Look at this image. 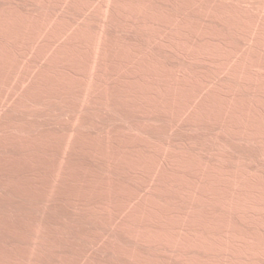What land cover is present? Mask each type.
Instances as JSON below:
<instances>
[{
  "label": "rangeland",
  "instance_id": "rangeland-1",
  "mask_svg": "<svg viewBox=\"0 0 264 264\" xmlns=\"http://www.w3.org/2000/svg\"><path fill=\"white\" fill-rule=\"evenodd\" d=\"M139 1L152 12L178 8L173 0ZM191 1L181 17L188 16L195 25V55L187 56L179 47L174 57L170 47L145 41L139 28L143 14L126 16L113 0H0V264L21 259L20 264H227L222 260L227 254L240 255L235 264H264V131H252L256 126L264 130V91L253 88L260 75L247 68L251 59L264 65V15L259 17L254 9L257 0ZM219 9H226L228 17L220 16ZM104 20V32L114 37L110 47L96 50L75 40L84 26L96 27L91 36L99 34ZM62 23L64 33L59 30ZM17 30L21 35L16 36ZM123 41L134 45V55L121 52ZM206 47L213 51L214 62L204 55ZM144 50L147 53L141 54ZM157 50L164 56L158 65L166 67L155 71L149 63ZM224 56L230 57L229 65L234 60L232 67L222 65ZM83 57L107 60L112 74L102 76L97 67L85 71L93 78L102 76L110 90H126L112 97L99 85L96 95L74 103L62 78L81 73ZM172 63L176 76H170ZM238 64L246 66L252 80L233 74ZM157 82L159 87L166 84L165 89L155 88ZM167 84L175 85V100ZM24 97L37 98L39 105L22 108ZM217 103L223 106L220 113ZM167 104H173L172 113ZM138 206L141 216L135 211ZM33 226L41 231L39 238ZM162 229L176 237V243L154 242ZM31 233H37L36 238ZM197 235L205 238L198 240ZM209 237L214 238L213 249L203 242Z\"/></svg>",
  "mask_w": 264,
  "mask_h": 264
},
{
  "label": "bare ground",
  "instance_id": "bare-ground-1",
  "mask_svg": "<svg viewBox=\"0 0 264 264\" xmlns=\"http://www.w3.org/2000/svg\"><path fill=\"white\" fill-rule=\"evenodd\" d=\"M2 1V0H1ZM114 2H115V6L117 5L118 6V8L120 9V10H122L123 12H124V14L127 16V15H137L136 13H138V14H143L142 15V19L141 20H143L142 21V23H141V25L139 24V28H140V30H141V33H143V38H145V41H147L148 43L149 42H158V43H160V44H162L163 46H168V47H170V49H171V54H173V56L174 57H176V51L178 50V48L180 47L181 49H182V52H185L186 53V55L188 54L189 56L191 55V56H194L195 54V49H194V46H192V37H193V28H194V26L195 25H193V23H192V20L191 19H188V16H186L185 15V17L184 16H182L181 17V14L185 11V9H187V8H189L190 7V5H191V0H173V2L176 4H178V8H176V5H174V7L175 8H173L172 10H170L169 12L168 11H166V10H162V9H159V10H153V12L152 11H149L148 9H144V8H142L143 6V4L139 1V0H113ZM143 1V0H142ZM145 1L146 0H144L143 2L145 3ZM157 1V0H156ZM224 1V0H223ZM243 1V0H242ZM33 2V1H32ZM46 2V1H45ZM236 2V1H235ZM50 3V2H49ZM67 3V2H66ZM82 3V2H81ZM85 3V2H84ZM58 4V3H57ZM146 4V3H145ZM256 5L254 6L255 8V11H256V13L258 14V15H260L259 17H262V15H264V0H257L256 1V3H255ZM12 5V4H11ZM81 5H83V3L81 4ZM80 5V6H81ZM85 6H87L86 4H84ZM167 5V4H166ZM206 5V4H205ZM244 5V4H243ZM248 5V4H247ZM107 6H108V4H107ZM106 6V4L104 5V7L106 8V10H108V7ZM114 6V8H116ZM142 6V7H141ZM173 6V5H172ZM253 6V5H252ZM78 7V6H77ZM88 7V6H87ZM248 7V6H247ZM59 8V7H58ZM104 8V9H105ZM153 8V7H152ZM160 8V7H159ZM61 9V8H60ZM75 9V8H74ZM156 9V8H155ZM216 9V8H215ZM32 10V9H31ZM180 10V11H179ZM250 10V9H249ZM42 11H44V10H42ZM63 11V10H62ZM166 11V12H165ZM187 11V10H186ZM216 11V10H215ZM255 11H253V12H255ZM251 12V11H250ZM60 13V12H59ZM92 13V12H91ZM107 13V12H106ZM219 14H220V16H222L221 14H225L224 16H227L228 17V13H227V11H226V9H219V12H218ZM72 14V13H71ZM244 14V13H243ZM246 14V13H245ZM34 15V14H33ZM76 15V14H75ZM87 15V14H86ZM102 15V14H101ZM182 15H184V13L182 14ZM233 15H235V14H233ZM60 16V15H59ZM97 16V15H96ZM239 16V15H238ZM254 16V15H253ZM31 17V16H30ZM84 17V16H83ZM103 17V16H102ZM101 16H100V18H102ZM133 17V16H132ZM138 17H139V15H138ZM231 15H230V18L229 19H231ZM51 18V17H50ZM99 18V19H100ZM192 18V17H191ZM48 19V18H47ZM63 19V18H62ZM90 19V18H89ZM179 19H181V23L179 24L180 25V27H181V29H179L178 30V27H179V25H176L177 24V22H178V20ZM227 19V18H226ZM232 19H237V18H232ZM259 19L260 18H258V21H259ZM262 19V18H261ZM264 19V18H263ZM55 20V19H54ZM69 20V19H68ZM101 20V19H100ZM228 20V19H227ZM235 20H233V21H235ZM83 21V20H82ZM103 21V20H102ZM225 21V20H224ZM232 21V20H231ZM237 21H238V19H237ZM261 21V20H260ZM9 22V21H8ZM55 22H56V20H55ZM112 22V21H111ZM180 22V21H179ZM57 23V22H56ZM66 23H69V22H66ZM65 23V24H66ZM231 23V22H230ZM237 23V22H236ZM12 24V23H11ZM63 24V23H62ZM65 24H63L62 25V29H59L61 32L64 30V25ZM98 24H99V22H98ZM102 24V23H101ZM101 24H99L100 25V27L98 28L99 29V34L98 33H96V35H94V36H91V35H93V30L96 28H93V30H90V28L88 29V30H90V33H92V34H88V30L86 29L88 26H82L83 28H82V30L80 31V33H79V36L78 37H76V39L75 40H77V38H78V43H82V44H87L88 43V46H92V48L94 47L93 45H95V49L97 50V49H99V46H102V50H105L106 49V47L108 48V47H110L109 46V44L111 43V42H113L114 43V40L112 41V39L111 38H113L114 39V37H111L110 35V33L111 32H109V33H106V32H104V30L106 29V27H105V24L108 26V24H107V22H105V20H104V22H103V24L101 25ZM232 24V23H231ZM237 24H239V23H237ZM243 24V23H242ZM86 25V24H85ZM234 25V24H233ZM258 25V24H257ZM155 27L154 29H151L150 27ZM238 26V25H237ZM262 25H260V27H261ZM59 27H60V25H59ZM144 27V28H143ZM232 27V26H231ZM263 27H264V23H263ZM68 28V27H67ZM105 28V29H104ZM109 28V27H108ZM137 28V27H136ZM162 28H164V31H163V33H162ZM234 28V27H233ZM92 29V28H91ZM97 29V30H98ZM104 29V30H103ZM9 30V29H8ZM87 30V31H86ZM46 31V30H45ZM59 31V32H60ZM65 31V30H64ZM64 31H63V33H64ZM77 31V30H76ZM92 31V32H91ZM95 31V30H94ZM118 31V30H117ZM13 32V31H12ZM35 32H36V30H35ZM60 32V33H61ZM96 32H98V31H96ZM180 32H181V34H180ZM212 32V31H211ZM15 33H16V36H17V34H19V30H17V32L15 31ZM14 33V34H15ZM69 33V32H68ZM264 33V32H263ZM34 35H35V33H33ZM19 35H21V34H19ZM30 35V34H29ZM200 35V34H199ZM259 35H261V34H259ZM14 37V36H13ZM59 37V36H58ZM52 38V37H51ZM55 38V37H54ZM75 38V37H74ZM128 38V37H127ZM131 38V37H130ZM249 38V37H248ZM264 38V37H263ZM40 39V38H39ZM62 39H63V37H62ZM121 39V38H120ZM122 39H124L125 41H127L128 42V40H126L125 38H122ZM121 39V40H122ZM225 39H227V38H225ZM262 39V38H261ZM260 39V40H261ZM144 40V39H143ZM210 40H212V39H210ZM228 40V39H227ZM253 40V39H252ZM71 41V40H70ZM116 41V40H115ZM125 41H123L122 43H124L123 44V50L121 51V52H123L124 51V53H125V51L127 52V50H130V52L131 51H133L132 50V46H134V45H130V42L129 43H127V42H125ZM237 41H239V39L237 40ZM39 42V41H38ZM227 42V41H226ZM250 42V41H249ZM261 42H263V41H261ZM121 43V42H120ZM8 44V43H7ZM37 44V43H36ZM52 44V43H51ZM58 44V43H57ZM234 44V43H233ZM43 45V44H42ZM63 45V44H62ZM66 45V44H65ZM116 45H117V42H116ZM119 45H121V44H119ZM238 45V44H237ZM259 45H260V42H259ZM98 46V47H97ZM112 46H113V44H112ZM225 46V45H224ZM257 46V45H256ZM37 47V46H36ZM55 47V46H54ZM81 47V46H80ZM87 47V46H86ZM122 47V46H121ZM121 47H119L118 46V48L120 49ZM141 47V46H140ZM209 47V46H208ZM87 48H89V47H87ZM93 48V49H94ZM134 48V47H133ZM136 48H137V46H136ZM149 48V47H148ZM164 49H165V47H163ZM196 48V47H195ZM202 48V47H201ZM207 48V47H206ZM245 48V47H244ZM34 49V48H33ZM139 49V48H138ZM137 49V50H138ZM142 49V48H141ZM200 49V48H199ZM214 49V48H213ZM96 50H94L95 52H96ZM118 50V49H117ZM163 50V49H162ZM202 50V49H201ZM204 50V49H203ZM234 50V49H233ZM120 51V50H119ZM136 51V50H135ZM140 51V50H139ZM154 51V50H153ZM168 51H169V49H168ZM181 51V50H180ZM242 51H243V49H242ZM42 52V51H41ZM116 52V51H115ZM129 52V51H128ZM128 52L126 53L127 55H128ZM165 52V51H164ZM206 53L204 54V55H210L211 56V59H210V61H212V62H214V59H213V54H212V50H210L209 48H207L206 49V51H205ZM238 52V51H237ZM1 53V52H0ZM3 53H4V51H3ZM90 53V52H89ZM94 53V52H93ZM102 53H103V51H102ZM135 53V52H134ZM139 53V52H138ZM138 53H137V55H135V57L137 56V58L139 57L138 56ZM141 54H143V53H147V52H145V50L144 51H141L140 52ZM203 53H204V51H203ZM203 53H201V54H203ZM215 53V52H214ZM222 53V52H221ZM246 53V52H245ZM71 54H73V53H71ZM104 54L105 53H103V57H104ZM108 54V53H107ZM123 54V53H122ZM121 54V55H122ZM131 54H133L132 52H131ZM151 54V53H150ZM150 54H147V55H150ZM166 54H169V53H166ZM217 54V53H216ZM4 55V54H3ZM12 55V54H11ZM31 55V54H30ZM63 55V54H62ZM66 55V54H65ZM81 56L83 55V54H80ZM88 55V54H87ZM119 55V54H118ZM130 55V54H129ZM134 55V54H133ZM152 55V54H151ZM187 55V56H188ZM5 56V55H4ZM64 56V55H63ZM71 56V55H70ZM88 56H90V55H88ZM145 56V55H144ZM161 56H163V53L162 52H160V50H157V51H155V53L153 54V59H151V62L149 63L150 64V66L151 67H153V70H155V71H157L158 69H160V67L161 66H163V65H158V63H159V58H163V57H161ZM172 56V57H173ZM186 56V57H187ZM202 56V55H201ZM206 56V57H207ZM209 56V57H210ZM228 56H230V55H228ZM227 56V57H228ZM238 56H239V54H238ZM252 56V55H251ZM259 56V55H258ZM44 57V56H43ZM66 57V56H65ZM119 57H120V55H119ZM122 57V56H121ZM134 57V56H133ZM150 57V56H149ZM168 57V56H167ZM171 57V56H170ZM237 57V56H236ZM62 58V57H61ZM79 58H80V56H79ZM82 58V57H81ZM94 58V57H93ZM117 58V57H116ZM208 58V57H207ZM232 58H233V56H232ZM27 59V58H26ZM67 59V58H66ZM83 59H84V61H83V63H82V66H83V70H82V72L81 73H79V74H75L74 76V78H72L71 76H68L69 78H66V79H64L63 80V78H62V82H61V78H59V80H57L58 81V84H60V83H62L64 86H66V93L67 94H70V96H72V98H74V100H75V102L74 103H76V102H79V103H77V104H80V102H83V101H85V99H86V97L87 96H94V94H95V90L99 87V85L100 86H102L103 87V89L105 90L104 92L106 93V95L109 93V94H111V95H113L112 97H116V96H119L120 95V93H121V91L120 90H116V91H114V89L112 90H110V88H109V85H107L108 83L105 81V79H103V77L102 76H104V75H108V74H112V73H110V71H112L111 69L113 68V66L112 65H109L108 64V62H106L105 60H103V61H101L100 59H98V60H100V61H98L97 59H92V58H85V57H83ZM114 59V58H113ZM150 59V58H149ZM174 59V58H173ZM234 59V58H233ZM236 59V58H235ZM244 59V58H243ZM255 59V58H254ZM63 60V59H62ZM97 60V61H96ZM118 59H116V61H117ZM143 60H145L144 58H143ZM143 60H141V61H143ZM178 60V59H177ZM230 60V57L227 59L225 56H224V58H223V60H222V65H226V64H228L229 65V61ZM245 60V59H244ZM24 61V60H23ZM56 61V60H55ZM78 61V60H77ZM121 59H119V61L118 62H120L121 63ZM150 61V60H149ZM173 61V60H172ZM234 61V60H233ZM233 61H231L232 63H233ZM238 61V60H237ZM242 61V60H241ZM252 59L249 61V65L247 66V68H249V70H253L254 68V70H257L256 72H258V75H260L258 78H256V83L252 86L253 88H255V86H256V88L255 89H258V90H260V92L261 91H264V65H262V64H260L259 62H253L252 63ZM67 62H68V60H67ZM118 62H116V63H118ZM127 62V61H126ZM221 62V61H220ZM219 62V63H220ZM251 62V63H250ZM261 62V61H260ZM4 63V62H3ZM18 63V62H17ZM42 63V62H41ZM78 63V62H77ZM171 63V62H170ZM190 63V62H189ZM231 63V64H232ZM236 63V62H235ZM263 63V62H262ZM36 64V63H35ZM122 64H124V62L122 63ZM121 64V65H122ZM143 65H144V62L142 63ZM147 64V63H146ZM148 64V65H149ZM230 64V65H231ZM251 64H253V65H251ZM264 64V63H263ZM22 65V64H21ZM32 65V64H31ZM72 65V64H71ZM75 65V64H74ZM77 65V64H76ZM80 65V64H79ZM78 65V66H79ZM172 66H170V67H168V68H170V76H176V75H178L177 74V67H176V64H174V63H172L171 64ZM178 65V64H177ZM221 65V64H220ZM222 65H221V68L223 69V67H222ZM229 65V66H230ZM40 66V65H39ZM111 66H112V68H111ZM144 66H146V65H144ZM229 66H228V68H229ZM245 66V65H244ZM74 67V66H73ZM77 67V66H76ZM92 68V70L95 68V67H97L98 68V73L99 74H102V76H99V77H96V78H93L94 76H91V75H89V73L87 72V71H85V69H87V68ZM116 67V66H115ZM164 67H166L165 65L163 66V68ZM186 68H187V66H185ZM230 67H232V65L230 66ZM246 67V66H245ZM243 68L242 66H241V64H240V66H239V64L236 66V67H234L235 69H234V71H233V74L239 79L240 78V76L242 75V76H244V78L246 79V77H249L250 76V71L248 70V69H246V68ZM7 68V67H6ZM57 68V67H56ZM71 68V67H70ZM167 68V69H168ZM225 68H227V67H225ZM96 69V68H95ZM162 69V68H161ZM189 69V67L186 69V70H188ZM114 70V69H113ZM163 70V69H162ZM199 70V69H198ZM229 70V69H228ZM231 70H232V68H231ZM5 71V70H4ZM78 71V70H77ZM154 71V72H155ZM160 71V70H159ZM165 71H167V70H165L164 69V72ZM184 71V70H183ZM225 71H227V69L225 70ZM248 71V73H246ZM69 72V71H68ZM112 72H114V71H112ZM145 72V71H144ZM168 72V71H167ZM185 72V71H184ZM188 72V71H187ZM229 72V71H228ZM252 72V71H251ZM254 72V71H253ZM127 73V72H126ZM169 73V72H168ZM167 73V74H168ZM212 73V72H211ZM52 74H53V72H52ZM91 74V73H90ZM159 74V73H158ZM214 74H215V72H214ZM57 75V74H56ZM70 75V74H69ZM153 75V74H152ZM151 75V76H152ZM157 75V74H156ZM160 75V74H159ZM222 75V74H221ZM60 76V75H59ZM63 76H65V75H63ZM150 76V77H151ZM183 76V75H182ZM210 76V75H209ZM212 77H213V75H211ZM56 77V76H55ZM62 77V76H61ZM77 77V82H75L76 80H75V78ZM233 77V76H232ZM57 78V77H56ZM105 78V77H104ZM153 78V77H152ZM170 78V77H169ZM173 78V77H172ZM207 78V77H206ZM210 78V77H209ZM242 78V77H241ZM250 78V77H249ZM249 78H248V80H249ZM263 78V79H262ZM25 79V78H24ZM23 79V80H24ZM251 80H252V78H250ZM55 81H56V79H54ZM75 80V81H74ZM168 80V79H167ZM196 80V79H195ZM203 80H205V78H203V79H201V81H203ZM243 80V79H242ZM38 81V80H37ZM170 81H171V79H170ZM169 81V82H170ZM201 81H199V82H201ZM211 81V80H210ZM232 81V80H231ZM240 81V80H239ZM3 82V81H2ZM146 82V81H145ZM155 82V81H154ZM168 82V83H169ZM172 82H173V80H172ZM171 82V83H172ZM187 82V81H186ZM189 82H190V80H189ZM204 82H209V79L208 80H206V81H204ZM212 82V81H211ZM211 82H210V84H211ZM4 83V82H3ZM5 83H8V82H6L5 81ZM4 83V84H5ZM137 83V82H136ZM152 83H153V81H152ZM156 83V82H155ZM51 84V83H50ZM57 84V83H56ZM143 84H144V82H143ZM146 85H147V83H145ZM159 83L157 82V84H154L155 86V88H158V90H159V88L160 89H165V86L164 85H166V84H163V85H160V87H159V85H158ZM173 84V83H172ZM188 84V83H187ZM191 84H192V82H191ZM200 84V83H199ZM198 84V85H199ZM205 84V83H204ZM241 84V83H240ZM3 85V84H2ZM61 85V84H60ZM201 85H202V82H201ZM201 85H199L200 87H201ZM223 85V84H222ZM249 85V84H248ZM13 86V85H12ZM175 86V85H174ZM174 86H172V85H169V84H167V86H166V91H168V92H171V97L175 100L176 99V97H177V94H176V90H175V87ZM189 86H190V84H189ZM3 87H5V86H3ZM151 87H152V85H151ZM191 87V86H190ZM199 87V88H200ZM240 87V86H239ZM248 87V86H247ZM7 88V87H6ZM126 88V87H125ZM189 88V87H188ZM196 88V87H195ZM198 88V87H197ZM65 89V88H64ZM151 89V88H150ZM177 89V88H176ZM219 89V88H218ZM241 89V88H240ZM243 89V88H242ZM74 90H75V92H74ZM124 90H126V89H124ZM124 90L122 91V92H124ZM26 91V90H25ZM84 91V92H83ZM180 91V90H179ZM161 92V91H160ZM211 92V91H210ZM249 91L248 90H246V92H245V94L246 93H248ZM62 93H64V91L62 92ZM126 93V92H125ZM164 93V92H163ZM262 93H264V92H262ZM17 94V93H16ZM167 94V93H166ZM249 94V93H248ZM247 94V95H248ZM1 95V94H0ZM96 95V94H95ZM101 95V94H100ZM99 95V96H100ZM147 95V93L146 94H143L142 96L143 97H145ZM215 95V94H214ZM233 95V94H232ZM240 95V94H239ZM2 96V95H1ZM15 96V95H14ZM249 96V95H248ZM96 97V96H95ZM101 97V96H100ZM102 97H104L103 95H102ZM152 97V96H151ZM182 97V96H181ZM232 97V96H231ZM1 98V97H0ZM2 98H4V97H2ZM2 98H1V100H2ZM25 98V97H24ZM96 98H98V97H96ZM166 98V97H165ZM189 98V97H188ZM264 98V97H263ZM37 99V98H36ZM34 97H30V98H25L24 99V101H22V103H20L21 104V107L22 108H24L25 107V104H28V103H31V105L32 104H38V100H36ZM98 99H100V98H98ZM173 99H171V102H172V100ZM230 99V98H229ZM169 100V99H168ZM174 100H173V102H174ZM188 100H190V99H188ZM238 100V99H237ZM13 101V100H12ZM38 101V102H37ZM61 101V100H60ZM86 101H87V99H86ZM98 101H100V100H98ZM104 101H105V99H104ZM103 101V98H101V101H100V105L101 106H105L106 105V103L107 102H104ZM109 101V100H108ZM170 101V100H169ZM230 101V100H229ZM2 102V101H1ZM20 102V101H19ZM196 102V101H195ZM137 103V102H136ZM2 104V103H1ZM82 104V103H81ZM120 104V103H119ZM161 104H162V102H161ZM217 104H219V103H217ZM39 105V104H38ZM186 105V104H185ZM228 105V104H227ZM24 106V107H23ZM28 106H29V104H28ZM79 106V105H78ZM156 106V105H155ZM173 106V104L172 105H170V104H167V106H166V110H168L169 112L171 111V113L173 112V110H174V108L172 107ZM220 106V107H219ZM255 106V105H254ZM218 107H219V109H218V111H217V113L219 112L220 113V111H222L223 110V106H221L220 104L218 105ZM44 108V107H43ZM75 108V107H74ZM164 108V107H163ZM60 109H61V107H60ZM77 109V108H76ZM17 110V109H16ZM70 110V109H69ZM108 110V109H107ZM149 110V109H148ZM210 111V110H209ZM72 112V111H71ZM78 113V112H77ZM116 113V112H115ZM197 113V112H196ZM223 113V112H222ZM226 113V112H225ZM15 114V113H14ZM27 114V113H26ZM111 114V113H110ZM21 115V114H20ZM89 115V114H88ZM39 116V115H38ZM64 116V115H63ZM95 117V116H94ZM66 118V117H65ZM78 118V117H77ZM76 118V120L75 121H77L78 119ZM103 118V117H102ZM151 119V118H150ZM101 120V119H100ZM115 120V119H114ZM252 120V119H251ZM96 121V120H95ZM124 121V120H123ZM239 121V120H238ZM9 122H10V120H9ZM14 122V121H13ZM78 122V121H77ZM145 122V121H144ZM41 123V122H40ZM59 123V122H58ZM111 123V122H110ZM116 123V122H115ZM180 123V122H179ZM9 124V123H8ZM7 124V127H12L13 129L15 128L16 130H17V127H15V125H13L12 123H10L9 125ZM15 124V123H14ZM26 124V123H25ZM189 124V123H188ZM260 123H258V125H259ZM262 124V123H261ZM34 125V124H33ZM52 125V124H51ZM245 125V124H244ZM257 125V124H256ZM248 126V125H247ZM26 127V126H25ZM137 127V126H136ZM187 127V126H186ZM249 127V126H248ZM255 127V126H254ZM253 127V128H254ZM256 127H258L257 129H254V130H252L253 132H255L254 134L255 135H262L263 134V128L262 129H259V127L260 126H256ZM264 127V126H263ZM127 128V127H126ZM131 128V127H130ZM129 129V128H128ZM186 129V128H185ZM240 129V128H239ZM252 129V128H251ZM73 130V129H72ZM72 130H70V132L69 133H71V131ZM224 130V129H223ZM196 131V130H195ZM221 131V130H220ZM251 131V132H252ZM90 132V131H89ZM134 132V131H133ZM167 132V131H166ZM107 133V132H106ZM132 133V132H131ZM138 133V132H137ZM247 133V132H246ZM126 134V133H125ZM146 134V133H145ZM99 136V135H98ZM114 137V136H113ZM250 137V136H249ZM264 137V136H263ZM115 138V137H114ZM241 138V137H240ZM251 138V137H250ZM69 139V138H68ZM31 140V139H30ZM161 140V139H160ZM167 140V139H166ZM83 141V140H82ZM158 141V140H157ZM201 141V140H200ZM225 141V140H224ZM237 141V140H236ZM71 142V141H70ZM108 142V141H107ZM213 142V141H212ZM230 142V141H229ZM38 143V142H37ZM67 143V142H66ZM65 143V144H66ZM146 143V142H145ZM153 143V142H152ZM242 143V142H241ZM131 144V143H130ZM222 144V143H221ZM82 145V144H81ZM254 145V144H253ZM57 146V145H56ZM261 146V145H260ZM158 147V146H157ZM247 148V147H246ZM161 149V148H160ZM165 150H166V148H165ZM244 150V149H243ZM261 150V149H260ZM49 151V150H48ZM155 152V151H154ZM260 152V151H259ZM106 153H108V151H106ZM110 153V152H109ZM137 154L136 155H139L138 154V151L136 152ZM142 153V152H141ZM152 153V152H151ZM156 153V152H155ZM158 153V152H157ZM224 153V152H223ZM237 153H239V152H237ZM12 154V153H11ZM111 154V153H110ZM115 155V154H114ZM154 155V154H153ZM224 155V154H223ZM64 156V155H63ZM62 156V157H63ZM140 156V155H139ZM170 156V155H169ZM48 157V156H47ZM60 157V156H59ZM128 157V156H127ZM138 157V156H137ZM142 157V156H141ZM156 157V156H155ZM157 157H159V155L157 156ZM245 157V156H244ZM264 157V156H263ZM88 158V157H87ZM136 158V157H135ZM148 158V157H147ZM214 158V157H213ZM170 159V158H169ZM186 159V158H185ZM208 159V158H207ZM210 159V158H209ZM31 160V159H30ZM63 160V159H62ZM137 160V159H136ZM118 161V160H117ZM201 161V160H200ZM57 162V161H56ZM195 162V161H194ZM203 162V161H202ZM218 163H220V162H218ZM222 163V162H221ZM229 163V162H228ZM237 164H238V162H237ZM60 162H58V165H57V168L58 169H60ZM140 165V164H139ZM142 165H144V164H142ZM137 166V168H139V166L138 165H136ZM135 166V167H136ZM226 166V165H225ZM52 167V166H51ZM134 167V168H135ZM206 167V166H205ZM258 167V166H257ZM161 168V167H160ZM217 168V167H216ZM142 170V169H141ZM149 170V169H148ZM151 170V169H150ZM205 170V169H204ZM158 171V170H157ZM213 171H215V170H213ZM236 171V170H235ZM176 173V172H175ZM222 173V172H221ZM71 174V173H70ZM217 174V173H216ZM259 174V173H258ZM107 175V174H106ZM221 175V174H220ZM232 175V174H231ZM231 175H230V177H231ZM127 176V175H126ZM214 176H216V175H214ZM233 177H235V176H233ZM237 177V176H236ZM225 178V177H224ZM227 178V177H226ZM36 179V178H35ZM182 179V178H181ZM214 179V178H213ZM113 181V180H112ZM128 181V180H127ZM57 182V181H56ZM152 182V181H151ZM108 184V183H107ZM142 184V183H141ZM205 184V183H204ZM51 185H52V183H51ZM109 187L111 186V185H108ZM150 186V185H149ZM163 186V185H162ZM209 186V185H208ZM232 186V185H231ZM254 186V185H253ZM50 187V186H49ZM108 187V188H109ZM135 187V186H134ZM211 188V187H210ZM133 189V188H132ZM153 189V188H152ZM202 189V188H201ZM211 189H213V188H211ZM255 189V188H254ZM135 191V190H134ZM209 191V190H208ZM144 192V191H143ZM210 192V191H209ZM236 192V191H235ZM119 193V192H118ZM130 193H132V192H130ZM211 193V192H210ZM214 193V192H213ZM213 193H212V195H213ZM216 193V192H215ZM244 193V192H243ZM226 194V193H225ZM131 195V194H130ZM130 195H128V196H130ZM215 195V194H214ZM217 195L219 196V193L217 192ZM217 195L215 196V197H217ZM222 193H221V197H222ZM127 196V195H126ZM197 196V195H196ZM262 196V195H261ZM50 197V196H49ZM8 198V197H7ZM154 198V197H153ZM203 198V197H202ZM223 199H225V197L223 196L222 197ZM245 198V197H244ZM259 198V197H258ZM33 199V198H32ZM123 199V198H122ZM125 199L126 200H130V199H127L126 197H125ZM209 199V198H208ZM214 199H216V198H214ZM223 199H221V200H223ZM246 199V198H245ZM25 200V199H24ZM220 199H219V201H221ZM231 200V199H230ZM168 201V200H167ZM217 201V200H216ZM218 201V202H219ZM226 201V200H225ZM227 201H229V200H227ZM232 201V200H231ZM127 202V201H126ZM217 202V203H218ZM222 202V201H221ZM220 202V203H221ZM224 202V201H223ZM232 202H234V201H232ZM237 202V201H236ZM239 202V201H238ZM225 203V202H224ZM229 203H231V202H229ZM235 203V202H234ZM126 204V203H125ZM228 204V203H227ZM252 204V203H251ZM23 205V204H22ZM107 205V207H108V209H112V206H111V204H105V206ZM137 205V204H136ZM229 205V204H228ZM231 205V204H230ZM237 205V204H236ZM46 206V205H45ZM95 206V205H94ZM196 206V205H195ZM246 206V205H245ZM253 206H255V204L253 205ZM263 206V205H262ZM4 207V206H3ZM106 207V208H107ZM139 207V206H138ZM137 207V209L135 210L137 213H139V212H142V210H141V207H139L138 208ZM182 207V206H181ZM213 207V206H212ZM228 207V206H227ZM234 207V206H233ZM31 209V208H30ZM34 209V208H33ZM41 209V208H40ZM93 209V208H92ZM199 209V208H198ZM50 210V209H49ZM146 210V209H145ZM208 210V209H207ZM263 210V209H262ZM108 211V210H107ZM111 211V210H110ZM133 211H134V209H133ZM188 211H190V210H188ZM1 212V211H0ZM135 212V213H136ZM193 212V211H192ZM205 212V211H204ZM225 212V211H224ZM229 212V211H228ZM231 212V211H230ZM20 213V212H19ZM112 213L113 212H111V215H110V217L108 218L109 220H111V216H112ZM134 213V214H135ZM38 214V213H37ZM43 214V213H42ZM101 214V213H100ZM141 213H139V215L138 216H141L140 215ZM166 214V213H165ZM251 214V213H250ZM78 215V214H77ZM196 215V214H195ZM221 215V214H220ZM118 216V215H117ZM173 217V216H172ZM196 217V216H195ZM186 219V218H185ZM184 219V220H185ZM233 219V218H232ZM12 220H13V218H12ZM41 220V219H40ZM139 220H140V218H139ZM39 222V221H38ZM44 222V221H43ZM98 222V221H97ZM35 223V222H34ZM95 223V222H94ZM38 223H36V225H37ZM149 224V223H148ZM163 224V223H162ZM230 224V223H229ZM35 225V224H34ZM35 225V226H36ZM39 225H41V223L39 222ZM237 225V224H236ZM35 226H33L34 227V229H35ZM43 226V225H42ZM41 226V227H42ZM216 226V225H215ZM37 227H39V226H36V228ZM142 228V227H141ZM229 228V227H228ZM38 229H40L41 230V228H38ZM45 229V228H44ZM53 229V228H52ZM111 229V228H110ZM209 228H207V230H208ZM218 229V228H217ZM36 231H37V229H35ZM146 230V229H145ZM149 230V229H148ZM220 230V229H219ZM212 230L210 229V232H211ZM217 230H215V232H216ZM229 231V230H228ZM39 231H37V233H38ZM41 232V231H40ZM39 232V233H40ZM79 232V231H78ZM157 232V231H156ZM208 232V231H207ZM219 232H221V231H219ZM218 232V233H219ZM231 232V231H230ZM237 232V231H236ZM235 232V233H236ZM34 233V232H33ZM36 233V234H37ZM39 233L36 235L37 236V238H39L38 237V235H39ZM72 233V232H71ZM155 233V232H154ZM225 233V232H224ZM232 233V232H231ZM32 234V233H31ZM31 234H29V235H31ZM32 235H34V234H32ZM31 235V236H32ZM34 235V236H35ZM40 235H43V234H40ZM153 235V234H152ZM187 235V234H186ZM208 235V234H207ZM229 235V234H228ZM233 235V234H232ZM238 235V234H237ZM243 235V234H242ZM242 235H239V237L240 236H242ZM36 236H35V238H36ZM44 236H48V235H44ZM225 236V235H224ZM233 236H235V235H233ZM244 236V235H243ZM30 237V236H29ZM138 237V236H137ZM181 237V236H180ZM203 238L204 236H202V235H197L196 236V238ZM219 237V236H218ZM217 237V238H218ZM223 237V236H222ZM226 237H227V235H226ZM232 237V236H231ZM239 237H237V238H239ZM31 238V237H30ZM33 238V237H32ZM34 238V239H35ZM41 238V237H40ZM155 239H153V241L154 242H159V243H164V242H166V244L168 245V243L169 242H171V243H176V240H177V238L175 237H171V236H168L167 234H166V231H164L163 229L162 230H160L159 232H157L156 233V235H155V237H154ZM183 238V237H182ZM190 238V237H189ZM197 238V239H198ZM205 238V237H204ZM217 238H215V239H217ZM224 238V237H223ZM233 238H235V237H233ZM242 238V237H241ZM33 239V240H34ZM47 239V238H46ZM94 239V238H93ZM102 239V238H101ZM180 239V238H179ZM220 239H221V237H220ZM229 239V238H228ZM231 239V238H230ZM245 239V238H244ZM37 239H35L34 241H36ZM48 240V239H47ZM61 240V239H60ZM182 240H184V239H182ZM181 239H180V241H182ZM190 240V239H189ZM192 240V239H191ZM190 240V241H191ZM195 240V239H194ZM198 240H200V239H198ZM204 240V239H203ZM207 240V239H206ZM206 240L205 241H203L204 242V244L205 245H207L208 247H209V249H213V247L215 248V244L213 243V241H214V238L213 237H209L208 238V240H207V242H206ZM222 240V239H221ZM233 240V239H232ZM231 240V241H232ZM237 240V239H236ZM243 240V239H242ZM38 241V240H37ZM245 241V240H244ZM2 242V241H1ZM44 242V241H43ZM183 242V241H182ZM187 242H188V240H187ZM195 242H196V240H195ZM248 242V241H247ZM45 243V242H44ZM49 243H50V241H49ZM219 243V242H218ZM246 243V242H245ZM32 244V243H31ZM35 244H38V242H36ZM35 244H33V246L35 245ZM43 244V243H42ZM46 244V243H45ZM48 244V243H47ZM181 244V243H180ZM188 244V243H187ZM231 244V243H230ZM234 244H236L237 245V242L236 243H234ZM233 244V245H234ZM239 245H241V243H238ZM250 244V243H249ZM30 245V244H29ZM48 245H50V244H48ZM161 245V244H160ZM164 245V244H163ZM171 245H173V244H171ZM218 245V244H217ZM225 245H226V243H225ZM247 245V244H246ZM253 245V244H252ZM31 246V245H30ZM33 246H31V247H33ZM35 246H38V245H35ZM114 246V245H113ZM169 246V245H168ZM174 246V245H173ZM206 246V247H207ZM220 246V245H219ZM227 246H228V244H227ZM231 246V245H230ZM238 246V245H237ZM43 247H45V245L43 246ZM55 247V246H54ZM183 247V246H182ZM205 247V248H206ZM225 247V246H224ZM245 247V246H244ZM255 247V246H254ZM261 247V246H260ZM263 247V246H262ZM34 248V247H33ZM31 249V250H34V249ZM36 248V247H35ZM166 248V247H165ZM217 248V247H216ZM221 248H223V247H221ZM238 248H239V246H238ZM249 248V247H248ZM256 248V247H255ZM38 249V248H37ZM159 249V248H158ZM179 249V248H178ZM191 249V248H190ZM224 249V248H223ZM233 249V248H232ZM231 249V250H232ZM243 249V248H242ZM263 249V248H262ZM36 250V249H35ZM221 250V249H220ZM230 250V249H229ZM231 250H230V252H231ZM248 250V249H247ZM38 251H40V250H38ZM75 251V250H74ZM133 251V250H132ZM178 251V250H177ZM225 251V250H224ZM227 251V250H226ZM251 251V250H250ZM253 251H254V249H253ZM253 251H251V252H253ZM262 251H264V249L262 250ZM181 252V251H180ZM187 252V251H186ZM213 252V251H212ZM14 253V252H13ZM12 253V254H13ZM32 253V252H31ZM194 253V252H193ZM220 253V252H219ZM218 253V254H219ZM226 253V252H225ZM232 253V252H231ZM235 253H238L237 251L235 252ZM235 253H234V255H235ZM247 253V252H246ZM245 253V254H246ZM250 253V252H249ZM255 253V252H254ZM253 253V255H255ZM257 253V252H256ZM104 254V253H103ZM113 254V253H112ZM111 254V255H112ZM180 254V253H179ZM213 254H215V253H213ZM221 254V253H220ZM220 254H219V256H217L216 257V259H218L219 257H220ZM222 254H224V253H222ZM258 254V253H257ZM14 255H15V253H14ZM102 255V254H101ZM117 255V254H116ZM183 255H185L184 253H183ZM209 255V254H208ZM226 255V254H225ZM228 256L225 258H223L222 260L224 261V262H226L227 264H235V262L237 261V260H239V254H237L236 256H233V255H231V254H227ZM259 255V254H258ZM257 255V257H259ZM16 256H18V255H16ZM27 256V255H26ZM29 256V255H28ZM33 256V255H32ZM169 256V255H168ZM204 256V255H203ZM210 256V255H209ZM215 256H216V254H215ZM23 257H24V255H23ZM22 257V258H23ZM87 257V256H86ZM211 257V256H210ZM223 257V256H222ZM255 257V256H254ZM12 258H14V257H12ZM16 258V257H15ZM186 258V257H185ZM207 258V257H206ZM26 259V258H25ZM85 259V258H84ZM208 259V258H207ZM206 259V260H207ZM213 259V258H212ZM27 260V259H26ZM210 260H211V258H210ZM210 260H207V261H210ZM258 260V259H257ZM3 261H4V259H3ZM7 261V260H6ZM16 261V260H15ZM21 262H23L22 261V259L20 260ZM29 261V260H28ZM37 261V260H36ZM169 261V260H168ZM213 261V260H212ZM235 261V262H234ZM2 262V261H1ZM0 262V263H1ZM5 262V261H4ZM20 262V263H21ZM37 262H39V260L37 261ZM48 262V261H47ZM53 262V261H52ZM87 262V261H86ZM110 262V261H109ZM7 263V262H6ZM14 263H16V262H14ZM20 263H18V264H20ZM26 263H29V262H26ZM25 263V264H26ZM55 263H58V262H55L54 261V264ZM116 263V262H115ZM210 263V262H209ZM212 263V262H211ZM8 264V263H7ZM31 264V263H30ZM40 264H45V263H40ZM48 264V263H47ZM50 264V263H49ZM52 264V263H51ZM224 264V263H223Z\"/></svg>",
  "mask_w": 264,
  "mask_h": 264
}]
</instances>
